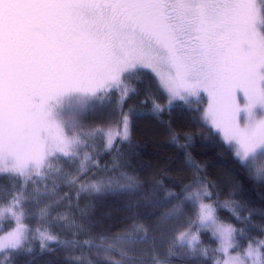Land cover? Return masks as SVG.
Here are the masks:
<instances>
[{
	"label": "snow or ice",
	"instance_id": "obj_1",
	"mask_svg": "<svg viewBox=\"0 0 264 264\" xmlns=\"http://www.w3.org/2000/svg\"><path fill=\"white\" fill-rule=\"evenodd\" d=\"M145 71L169 111L178 101L187 106L196 98L198 103L206 92L203 120L209 134L223 133L237 163L264 183V163H256L264 158V0H0V176L14 181L9 198H0V264L31 255L32 241H39L41 253L61 243L52 226L43 223L51 216L47 208L40 209L37 226L26 222L32 215L27 188L61 171L55 167L61 158L89 171L93 157L84 152L81 158V153L97 135L107 150L115 149L117 138L128 140L131 121L142 114L132 109L125 113L123 107L138 93L131 81ZM236 93L243 94V108L235 104ZM117 94L115 115L122 119L111 121L115 127L84 131L77 116L93 104L110 106ZM141 103L146 107L148 101ZM150 111L159 115L165 108L152 99ZM138 187L133 177L123 182L108 178L81 183L80 191L90 196L134 194ZM35 192L38 202L42 194ZM210 198L209 186L194 179L173 197L177 203L168 212L153 213L160 218L161 239L169 241L165 258L142 225H131L115 240L151 243L153 264H170L168 257L264 264V240L250 239L242 252L229 254L239 249L237 234L245 229L221 221L216 206L206 202ZM170 203L151 206L169 208ZM188 205L193 215L184 230L169 229L173 217L184 218ZM6 222L12 225L7 230ZM204 232L218 242L217 248L203 246ZM97 247L107 264H124L129 257L121 248L122 260L112 261L111 244ZM219 253L224 258H216Z\"/></svg>",
	"mask_w": 264,
	"mask_h": 264
},
{
	"label": "trees",
	"instance_id": "obj_2",
	"mask_svg": "<svg viewBox=\"0 0 264 264\" xmlns=\"http://www.w3.org/2000/svg\"><path fill=\"white\" fill-rule=\"evenodd\" d=\"M132 86L138 88V93L127 101L123 111L127 113L132 109L143 117L131 121H136L137 128H133L126 143L116 144L115 151L110 152L115 153L112 158L109 152L101 151L103 141L100 140L91 147L93 161L89 171H79L78 164L65 166L61 171L69 181L78 182L67 184L66 180L57 179L59 173L40 180L37 185L28 186L32 201L27 208L32 215L26 222L37 226L40 209L47 208L51 216L43 219V223L52 226L51 230L59 236L61 243H52L49 250L41 253L39 241H32L35 251L31 255L18 256L15 264H107L105 258L98 256V252L103 251L97 247L101 242L105 247L113 246L109 257L112 261L122 260L120 249L123 248L129 253L124 264H153L151 243L123 246L115 238L122 237L125 234L123 230L133 224L142 225L149 240H156L155 251L160 258H165L163 254L169 241L168 238L161 239V232L157 230L160 218L153 213L168 212L177 203L173 197L179 196L194 179L203 180L209 186L211 198L207 201L216 206L220 220L245 229L243 235L237 234L239 244L261 238L253 231L264 227V186L247 174L214 131L209 134V126L194 122L196 110L178 102L171 111L165 109L162 114H153L149 102L146 107L141 103L152 90L148 75L144 73L139 80H132ZM98 122L101 124V120ZM105 128L103 126L102 129ZM128 146L131 147L127 151ZM108 164L114 168L109 169ZM191 165L199 168V172ZM127 177H133L139 185L134 194L90 196L80 191L84 182L108 178L123 182ZM13 183L10 177L0 176V198L7 199ZM36 189L42 194L38 202ZM156 201L171 203L169 208H154L151 205ZM233 208L238 214H234ZM189 214V206H186L184 218L173 217L167 227L174 231L183 228ZM11 226L6 222L4 229ZM139 234L143 235L144 231ZM200 239L204 247L210 251L215 249V241L209 232L202 233ZM168 259L170 264H205L203 259ZM206 264H213V259H207Z\"/></svg>",
	"mask_w": 264,
	"mask_h": 264
},
{
	"label": "rangeland",
	"instance_id": "obj_3",
	"mask_svg": "<svg viewBox=\"0 0 264 264\" xmlns=\"http://www.w3.org/2000/svg\"><path fill=\"white\" fill-rule=\"evenodd\" d=\"M145 73L148 75V79H149V81L151 82V88H152V90H150V92L148 91V98H147V100H148V102L150 103V108H151V103H152V99H156L157 100V102H159V103H161V105L167 110L168 109V104H167V100H166V98H164L157 90H156V86H155V82H154V78H153V76L151 75V73L150 72H147V71H145ZM135 80V78L133 79V81ZM131 84H132V81H131ZM139 87V86H138ZM154 93V96H152V94ZM242 96H243V94L242 93H236V98H235V104L236 105H238L240 108H243L244 107V103L242 102ZM117 97H118V94H117V96H114L113 97V103L110 105V106H108V105H105L104 107H100L99 105H97V104H93V105H90V107H89V109L88 110H86V112L85 113H83V114H81V115H79V116H77V119L79 120V122L81 123V125L83 126V129H84V131H93V130H95V129H102L103 128V126L104 127H106L104 130H106L107 128H109V127H115V125H113L112 123H111V121L113 120V119H115V120H117V121H119L120 119H122V117H119V116H116L115 115V113H116V104H115V100L117 99ZM178 102H180V101H178ZM177 102V103H178ZM176 103V104H177ZM175 104V105H176ZM184 104V103H183ZM208 104H209V97H208V95H207V93L206 92H201L200 93V98H199V102L197 103L196 102V98H193V102L190 104V105H187V106H190L192 109H194V110H196V112H197V115L195 116L194 115V122L195 123H197V124H202V125H206L205 123H204V120H203V116H204V110L205 109H207L208 108ZM184 106H186V105H184ZM241 116H243V113H241L240 114ZM143 117V116H142ZM195 117H197V119H195ZM99 120H101V124H100V122H98ZM136 120V119H135ZM238 122H240L239 120H238ZM211 123V121H209V124ZM240 124H241V127H243V124H242V122H240ZM141 125L142 124H140L139 125V127H141ZM137 126H138V124L136 123V121H134L133 123L131 122V128H130V133L131 132H133V128H137ZM208 126V125H207ZM214 132H215V130H213ZM217 136L220 138V140H221V142L225 145V146H227L223 141H222V136H223V133H220V134H217ZM95 140H97V141H95ZM100 140H102V138L99 136V135H97L96 137H94V138H92V139H89L88 141H87V144L84 146V148H83V151H82V153H81V158L83 157V153L84 152H88L90 155L93 153L92 151H91V147L93 146V145H97L98 144V141H100ZM129 140V139H128ZM103 141V140H102ZM127 141V140H126ZM126 141H123V142H121L120 140H119V138H117V141H116V144H121V143H126ZM130 147L131 146H128V148L126 149L127 151L128 150H130ZM228 147V146H227ZM102 152H113V151H115V149L114 150H107V149H105V147L103 146V149L101 150ZM120 152V151H119ZM232 152V151H231ZM108 153V154H109ZM115 153H110V158H112V156L114 155ZM233 154V153H232ZM94 155L97 157V154H95L94 153ZM92 156V155H91ZM233 156H234V154H233ZM93 157V156H92ZM234 158H235V156H234ZM112 160V159H111ZM113 162H114V159L112 160ZM257 164H259V163H264V158H262V159H259L257 162H256ZM76 164H78V162H76V161H65L64 160V158H61V160H60V162L59 163H57L56 165H55V167H56V169H60L61 171H63L64 169L63 168H65V166H73V165H76ZM110 166V164H108V168L109 169H112V168H114V167H109ZM251 167V166H250ZM246 169V168H245ZM61 171H53L49 176L51 177V176H56V175H58L59 173H61ZM78 172L79 171H76V173L78 174ZM246 172H247V174L251 177V175H250V172H249V170L248 169H246ZM66 176L67 175H65V173L64 172H62L59 176H58V178L57 179H59V180H62V179H64V180H66V183L67 184H70V182H69V180L70 179H67L66 178ZM252 178V177H251ZM255 182H258L256 179H254V178H252ZM117 181H119V179H117ZM44 183V182H43ZM261 183V182H260ZM41 185H42V183H40ZM263 186H264V183H261ZM190 185H192V183H190ZM189 186V185H188ZM186 187L187 186H185V189H186ZM184 191V190H183ZM182 191V192H183ZM78 192V191H77ZM77 192H75V196L77 195ZM181 194V193H180ZM3 195V194H2ZM46 196H48L47 194H46ZM9 197L7 196V199H8ZM206 202H208L207 200H206ZM225 204L226 203H228V202H224ZM228 205H230L229 203H228ZM189 206V217L190 216H192L193 215V213H192V210H191V206L190 205H188ZM237 214H238V211L236 212ZM188 219V218H187ZM221 221H223V220H221ZM187 223V221L185 222V224ZM94 226H95V224H93ZM7 230V229H6ZM182 230H184L183 228H180L179 230H177V231H182ZM253 232H255L256 233V235H261V238L260 239H254L253 241H256V240H264V227H262V228H259L257 231H253ZM211 235V234H210ZM215 241V240H214ZM247 244H248V242H246V244H239V249H236V250H230L229 251V254L230 255H232V256H235L236 254H237V251H240V252H242V250H243V248H245V247H247ZM121 245H123L124 246V244H121ZM218 247V242L217 241H215V248H217ZM216 258H224V254L223 253H219V254H216ZM213 259V258H212Z\"/></svg>",
	"mask_w": 264,
	"mask_h": 264
}]
</instances>
